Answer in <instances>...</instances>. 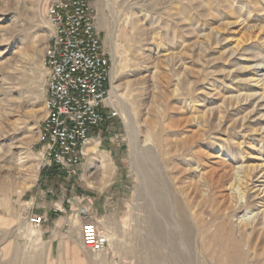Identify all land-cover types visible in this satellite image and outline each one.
Wrapping results in <instances>:
<instances>
[{
	"label": "rangeland",
	"instance_id": "1",
	"mask_svg": "<svg viewBox=\"0 0 264 264\" xmlns=\"http://www.w3.org/2000/svg\"><path fill=\"white\" fill-rule=\"evenodd\" d=\"M53 1L0 0V264L6 246L21 251L10 264H28L25 255L31 264L51 258L46 223L22 226L21 212L35 193L49 196L63 183L42 168L37 144ZM89 2L111 60L107 103L117 115L92 134L82 207L108 247L85 249L79 232L71 260L203 264L200 246L191 249L183 235L172 242L181 229L158 209V197L168 206L177 196L195 230L217 231L225 245L211 246L212 264H264V196L257 205L249 191L251 183L264 187V109L256 111L264 86L245 84L254 76L246 67H264V0ZM257 78L264 83V70ZM149 243L157 247L151 261Z\"/></svg>",
	"mask_w": 264,
	"mask_h": 264
},
{
	"label": "built area",
	"instance_id": "2",
	"mask_svg": "<svg viewBox=\"0 0 264 264\" xmlns=\"http://www.w3.org/2000/svg\"><path fill=\"white\" fill-rule=\"evenodd\" d=\"M50 35L44 50L45 116L37 144L42 168H56L63 184L78 177L86 159L90 134L117 115L108 105L111 60L96 27V14L89 0H54L47 10ZM46 194L53 195L52 189ZM82 246L104 252L108 239L89 220L88 208L79 207ZM44 219L31 216L28 223L39 227Z\"/></svg>",
	"mask_w": 264,
	"mask_h": 264
},
{
	"label": "crops",
	"instance_id": "3",
	"mask_svg": "<svg viewBox=\"0 0 264 264\" xmlns=\"http://www.w3.org/2000/svg\"><path fill=\"white\" fill-rule=\"evenodd\" d=\"M95 131V130H94ZM90 134V140L86 146L88 150L90 144L94 142L92 140V134ZM87 156V152L85 151ZM83 166L78 169V177L74 178L68 183H64L63 189L60 186H56L53 196H38L35 193L31 196L29 201L25 202V207L22 209L21 221L22 226H27L28 216L33 215L36 217H42L46 223V228L43 231L47 246L44 254L50 252V260H46L44 264H74L71 260V254L74 252L75 245L71 244L74 238L78 237L81 226L84 223L82 217H75V212L80 206H82V172ZM39 226V230L43 229V225ZM31 227V226H30ZM81 240V238H80ZM17 247L6 246L4 254L7 260V264H10V260L15 259L21 251ZM43 253V252H42ZM40 253L35 251L33 253L34 259H40ZM56 254V256H55ZM25 261L31 264L32 256L25 255ZM25 263V262H24Z\"/></svg>",
	"mask_w": 264,
	"mask_h": 264
},
{
	"label": "bare ground",
	"instance_id": "4",
	"mask_svg": "<svg viewBox=\"0 0 264 264\" xmlns=\"http://www.w3.org/2000/svg\"><path fill=\"white\" fill-rule=\"evenodd\" d=\"M229 9V8H228ZM222 46V45H221ZM231 55V54H230ZM233 55V54H232ZM245 70L248 72H252L254 74V76L248 80L245 81V84H247L249 87H257V88H260L262 86H264V83H263V80H260L259 78H257V75L262 71L264 70V67L262 64H254L253 66H250V67H246ZM111 79V78H110ZM111 95L112 96H116L115 94V90L114 88H112L111 90ZM256 98V94H253V95H247L246 97V101L247 100H253ZM109 100H110V96H109ZM264 102V97L262 98V101H260L259 103H262ZM258 103V106L256 107V111L258 110L259 106L261 109H264V106L263 105H259ZM263 117V115H262ZM261 117V118H262ZM264 121V120H263ZM262 131H264V128L262 129ZM88 144V143H87ZM89 151H93V148L90 147L88 148V150H86V152L89 153ZM86 156V155H85ZM107 168V167H106ZM259 179H264V173L263 174H260L259 176ZM258 182V180L256 181ZM3 188V187H2ZM238 188V186H237ZM170 191V190H168ZM174 191V190H173ZM249 191H252V193L254 194V201L257 203V205H260V204H263L262 200H263V196H264V187L263 189L260 191L259 189H256V186H254V183H251L250 184V189ZM172 192V191H170ZM175 193V192H174ZM158 206L160 209V212L165 215L166 213H169V216L166 220V222L170 223V225H175V226H178L180 229H181V236L178 234L176 236V238H173V243L176 242V240L179 241L180 237H182V235L185 237L184 240H186L187 244L189 245V247H193L194 245H198L201 247V249L203 250L202 252V256H201V260L203 262V264H212V261L213 259L210 258L211 257V246H218L219 248H224V244L223 242L221 241V238L218 236V232L216 231V233H210L209 231L207 230H203V225H198L196 226V230L195 228L193 227L191 221H190V217L188 215V213L186 212L185 210V207L184 205L182 204V202L180 201V199L177 197V196H173L172 197V205L169 204L167 206L166 202L164 200H162V197H158ZM165 203H164V202ZM251 213V212H250ZM149 217V216H148ZM165 218V217H163ZM150 219V218H149ZM153 219V218H152ZM151 219V220H152ZM156 221V220H155ZM245 221V220H243ZM199 222V221H198ZM167 223V224H168ZM151 227V226H149ZM166 227V226H165ZM174 227V226H173ZM177 229V228H176ZM158 230V229H157ZM162 230V229H161ZM159 230V235H158V238H159V243L160 244H163L161 243V234L163 233V231ZM153 231V229H152ZM219 231V229H218ZM154 232V231H153ZM156 232V230H155ZM158 232V231H157ZM151 235L152 233L149 232ZM176 233V232H175ZM149 234V235H150ZM158 234V233H156ZM195 234L197 236H199V239L197 241L199 242H196L194 240V236ZM176 235V234H175ZM152 238V237H151ZM149 238V239H151ZM183 238V237H182ZM164 242V241H163ZM184 243V242H183ZM154 245V244H153ZM151 243H149V246H148V249H149V256H148V259L153 260V258H155V246H153ZM185 245V244H184ZM187 245V247H188ZM158 246V244H157ZM160 247V246H159ZM186 247V248H187ZM233 247V246H232ZM236 247V246H235ZM192 249V248H191ZM186 253V252H185ZM164 257V256H163ZM210 259V260H209ZM158 260V259H157ZM148 261V260H147ZM149 261V262H150ZM180 261H181V258H180ZM190 261V260H188ZM219 261V260H218ZM157 262V261H156ZM164 262V261H163ZM191 262V261H190ZM217 262V260H216ZM159 262H157L158 264ZM178 263V262H177ZM182 264V263H181Z\"/></svg>",
	"mask_w": 264,
	"mask_h": 264
},
{
	"label": "trees",
	"instance_id": "5",
	"mask_svg": "<svg viewBox=\"0 0 264 264\" xmlns=\"http://www.w3.org/2000/svg\"><path fill=\"white\" fill-rule=\"evenodd\" d=\"M52 170H53V173H56V174L58 173L56 168H53Z\"/></svg>",
	"mask_w": 264,
	"mask_h": 264
}]
</instances>
